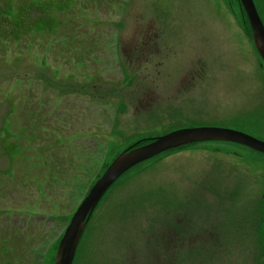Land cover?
<instances>
[{"label": "rangeland", "instance_id": "rangeland-1", "mask_svg": "<svg viewBox=\"0 0 264 264\" xmlns=\"http://www.w3.org/2000/svg\"><path fill=\"white\" fill-rule=\"evenodd\" d=\"M264 24V0H253ZM237 0H0V264H54L124 150L193 128L264 142ZM73 264H264V155L162 154L105 194Z\"/></svg>", "mask_w": 264, "mask_h": 264}, {"label": "water", "instance_id": "water-1", "mask_svg": "<svg viewBox=\"0 0 264 264\" xmlns=\"http://www.w3.org/2000/svg\"><path fill=\"white\" fill-rule=\"evenodd\" d=\"M237 1L249 25L253 46L264 64V25L253 0ZM148 141L145 145L136 147L135 144L121 152L91 187L65 229L57 247L54 264H73L77 247L95 208L115 182L137 165L170 150L204 142L233 143L264 155V142L242 132L221 128L177 130Z\"/></svg>", "mask_w": 264, "mask_h": 264}, {"label": "trees", "instance_id": "trees-1", "mask_svg": "<svg viewBox=\"0 0 264 264\" xmlns=\"http://www.w3.org/2000/svg\"><path fill=\"white\" fill-rule=\"evenodd\" d=\"M240 10H241V9H240ZM241 12H242V10H241ZM242 15H243V18H244L243 24H244V26H245L246 32H247L248 35H249V32H250L249 25H248V23H247L246 17H245V15L243 14V12H242ZM263 69H264V67H263ZM181 149H182V148H181Z\"/></svg>", "mask_w": 264, "mask_h": 264}]
</instances>
